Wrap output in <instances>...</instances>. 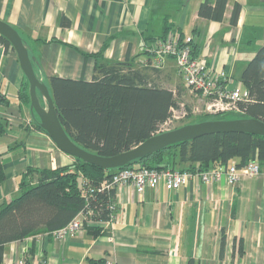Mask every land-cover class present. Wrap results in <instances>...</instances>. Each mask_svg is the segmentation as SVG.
<instances>
[{
  "label": "crops",
  "instance_id": "0c3cea01",
  "mask_svg": "<svg viewBox=\"0 0 264 264\" xmlns=\"http://www.w3.org/2000/svg\"><path fill=\"white\" fill-rule=\"evenodd\" d=\"M203 1L0 0V20L26 41L35 74L48 88L52 76L91 81L96 60L143 63L147 45L169 27L192 36L195 55H207V66L225 74L227 87L246 94L240 76L264 44L253 50L264 27V0H228L221 21L198 16ZM235 3L241 9L233 26ZM26 81L15 51L0 44V206L19 195L17 179L26 167L74 162L35 127L36 116L19 99ZM160 83L182 96L188 92L171 58L160 69ZM115 194L113 222L88 226L99 234L86 228L65 239L37 235L8 243L0 264H264V171L234 186L224 180L208 186L196 177L174 191L159 185L141 196L129 188Z\"/></svg>",
  "mask_w": 264,
  "mask_h": 264
},
{
  "label": "trees",
  "instance_id": "16d2710c",
  "mask_svg": "<svg viewBox=\"0 0 264 264\" xmlns=\"http://www.w3.org/2000/svg\"><path fill=\"white\" fill-rule=\"evenodd\" d=\"M227 2L204 0L198 7V16L221 21ZM240 9L238 3L232 7L230 24L233 26L237 24ZM169 32L174 34L177 31L166 27L164 35L157 39L165 38ZM182 37V33H179V38ZM0 44L5 48L11 47L2 36ZM192 47L196 53L198 46L193 42ZM145 54L147 63H133L127 58L123 63L111 64L96 60L89 82L56 76L49 78V91L58 120L75 145L100 157L118 155L156 135L171 117L172 109L179 110L181 92L174 93L161 85L160 69L150 66L147 49ZM35 63L36 60L32 61L34 70ZM240 83L247 94L244 101L238 102L240 112L199 115L194 122L180 126L225 120L220 116L227 113L235 114V119L252 118L264 123V44L247 62ZM19 99L30 105L27 81L19 91ZM190 117L191 114L187 118ZM35 127L43 131L37 121ZM255 156L264 166V137L241 133L212 134L168 146L123 168L174 169L198 173L227 167L232 163L242 167ZM1 157L0 153V184L5 180ZM178 165L184 167L179 168ZM119 169L103 170L76 158L72 165L55 169L26 167L17 179L19 195L0 206V262L5 244L37 235L51 236L79 212L91 210L93 221H107V205L114 201V189H103L102 184L110 181L112 174ZM34 175L36 182H33ZM87 229L94 235L100 233V230ZM29 253L31 256V249Z\"/></svg>",
  "mask_w": 264,
  "mask_h": 264
},
{
  "label": "built area",
  "instance_id": "2783aa9c",
  "mask_svg": "<svg viewBox=\"0 0 264 264\" xmlns=\"http://www.w3.org/2000/svg\"><path fill=\"white\" fill-rule=\"evenodd\" d=\"M192 36L168 34L163 39H157L147 45L150 54V66L161 69L166 59L174 61L177 74L183 87L192 95H196L204 103V111L207 114L219 112H240L238 102L244 101L247 94H242L239 87L229 89L227 78L223 72H215L206 64V56H196L192 47ZM143 63H147L146 59ZM188 107L184 103L179 110L172 109L171 117L161 126L157 134L176 128L175 123L184 120L189 114L199 112L197 106ZM264 169L257 156L249 160L244 166L237 167L235 163L227 167L208 169L203 172L179 171L174 169H153L127 167L117 170L112 174L110 181L103 182L102 188L114 189L115 192L121 188L131 189L135 195L141 196L148 189H156L163 185L167 190H177L187 185L196 177L203 183L211 186L213 183L224 180L226 184L234 186L244 178L258 176ZM92 192V190H90ZM114 202V201H113ZM108 203V223L115 219L116 205ZM92 211L79 212L73 220L65 227L52 233L56 239H65L72 234L85 230L90 225H96L99 221L91 219ZM23 264V261L17 262Z\"/></svg>",
  "mask_w": 264,
  "mask_h": 264
},
{
  "label": "water",
  "instance_id": "95a60500",
  "mask_svg": "<svg viewBox=\"0 0 264 264\" xmlns=\"http://www.w3.org/2000/svg\"><path fill=\"white\" fill-rule=\"evenodd\" d=\"M0 36L10 43L17 55L20 68L28 82L29 107L36 116L40 128L61 152L80 159L86 164L103 170H115L157 153L168 146L212 134L241 133L264 137V123L257 119L208 120L156 134L130 150L115 156H97L75 145L68 138L58 120L49 88L37 78L32 64L35 58H30L28 48L20 34L12 26L0 20Z\"/></svg>",
  "mask_w": 264,
  "mask_h": 264
},
{
  "label": "rangeland",
  "instance_id": "374dc122",
  "mask_svg": "<svg viewBox=\"0 0 264 264\" xmlns=\"http://www.w3.org/2000/svg\"><path fill=\"white\" fill-rule=\"evenodd\" d=\"M259 31H260L261 37L259 35H258V37L256 36L257 39H256V43L253 46V50L257 49V47H258L257 45H259V44H257L258 42L260 43L261 41H264L263 40L264 27H260ZM239 65H241V64L238 63L237 66H239ZM180 99H181L180 102L184 103L186 105V107H188V108H192V106H197L199 109V112L196 114H191L190 118H186L184 120H179L178 122L175 123V126L176 125L180 126L181 124L186 123V122H194L196 116L207 114L204 111V103L201 100L199 101V98H197L196 95H192V94L187 92V93H184ZM41 103H43V101H41ZM220 118H223L225 120H232V119H235V114L227 113V114L220 116ZM43 235H48V234H43ZM33 237H35V236H33Z\"/></svg>",
  "mask_w": 264,
  "mask_h": 264
}]
</instances>
